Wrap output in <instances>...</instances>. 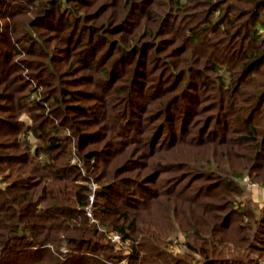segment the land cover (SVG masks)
I'll list each match as a JSON object with an SVG mask.
<instances>
[{
    "label": "trees",
    "instance_id": "obj_1",
    "mask_svg": "<svg viewBox=\"0 0 264 264\" xmlns=\"http://www.w3.org/2000/svg\"><path fill=\"white\" fill-rule=\"evenodd\" d=\"M99 1L0 0V253L23 242L32 264H113L110 231L129 243L128 264H264V204L240 184L264 186V0ZM85 6L101 14L91 24ZM73 26L69 82L46 33ZM73 145L96 180L132 145L165 163L137 178L111 170L94 198L101 232L85 215L80 169L63 160ZM177 226L183 254L168 250ZM61 232L79 254H54Z\"/></svg>",
    "mask_w": 264,
    "mask_h": 264
},
{
    "label": "rangeland",
    "instance_id": "obj_2",
    "mask_svg": "<svg viewBox=\"0 0 264 264\" xmlns=\"http://www.w3.org/2000/svg\"><path fill=\"white\" fill-rule=\"evenodd\" d=\"M102 2H104V0H100L99 2H97L95 8L98 7L99 5H101ZM109 4H111V2ZM93 11H94V7L87 9L86 6L84 7L83 10L79 11L80 14H82V15L89 14V16L86 17V19H85V23L88 22L89 24H91L93 21H90V18L93 19V17L96 15L95 19H97L101 15V14L93 12ZM109 11H110L109 8L106 9V12H109ZM90 13H92V14L90 15ZM31 15L29 17H31ZM75 30L76 29L74 28V26L71 28H69V27L64 28L63 31H65V32L62 33V37L59 36V34H60L59 32L50 31V32L46 33L47 40H48V42H50L51 49H55L56 53L58 54L57 58L59 61L56 62L55 67H57V69H54V70H57L56 72L58 74L62 73L63 75L61 77L64 80H67L69 82H70V79L75 80L77 77V76L74 77L75 75H69V74L65 73L66 69H68V63L70 64V62H71V58H73V55L74 56L77 55L75 53L74 54L72 53V57H70V59L68 57V55H70V54H68V47H69V45H71V43H70V41L67 40V36H68V34L69 35L71 34L72 36H78L81 33L82 28L80 29L78 27L77 32ZM104 32H107V33H105L106 38L110 37L112 39L114 36H116V37L120 36V35H115V34L113 35L111 33V31L104 30ZM53 38H56L55 41ZM48 42H47V44H48ZM94 42L97 43L99 41H97V39H96V40H94ZM102 43H103V41L102 42L100 41V46ZM107 46H108V42L102 44L101 50L98 53L99 57L101 55H103L104 53H106ZM70 49H72V46L70 47ZM110 55H111L110 53H107V58H110ZM112 58H113V56H112ZM104 60L109 61L110 59H104ZM78 68L81 69V71H79L77 73L78 75H80V74H88L89 75L90 74L89 71H84L80 66H78ZM29 81L31 83V89H29V94H28L29 99L30 100H36V99H38V96L42 90V82L37 81L33 77L29 78ZM81 88L92 89L94 87L92 86V88H91L90 85H81ZM83 102H85V103L91 102L90 104L93 103L92 100L90 101V100L85 99V98H84ZM47 109L45 110V113L48 115ZM202 112H203V109L200 111L198 110V113H200V114H203V115L209 114L208 112H203V113ZM175 116H177V115H175ZM20 119H23L27 123L32 122L31 118H29V116L27 114L21 115ZM193 120L195 123L194 128H196V125L200 121H196L197 117H194ZM175 122H176V125L178 126L177 121H175ZM231 125L233 126L232 123H231ZM88 128L91 131L94 129L95 130L97 129V127H88ZM63 133L70 135V132L68 131V129H64ZM25 139L32 146L36 145V143H37L36 139L33 137V135L31 133H27L25 136ZM72 142H74V140ZM95 145H97V144L90 145V148L94 147ZM189 152H191V150ZM163 154H165L166 156H169V155H167V153H163ZM175 157H178L177 153H175ZM63 160H67V162H69V164L76 165L80 169L82 177L79 179H76L75 183L87 185V187L90 190L88 193V197H87V203L84 207L85 215L87 216L89 223L93 222V223L97 224V226L99 228L98 230L101 232L104 231V228H103V226L99 225V222L97 221V219L94 216V214H95V212H94V200L95 199L94 198H95V193L99 189V187L104 186L106 184V182H108V180L109 181L111 180V178L113 177L112 171H114V170L117 171L115 174L117 177L121 176V177H129V178H135L136 177L137 178L138 174L142 177L143 175L146 174V172L149 171L145 168V165H149V164H152L155 162L165 163L164 159H162L160 154L157 155V153H155V154L150 155V152H148L147 150L145 151L144 148L134 147V145H132L130 147H126L124 149V152L121 155H119V157L114 159L111 164L108 165L107 169L110 171L105 173V177H103L100 180H96L93 178V175L88 173V170L86 171L84 163L80 159L79 155L77 154V151H76V148L74 147V145L68 150L67 156L64 157ZM165 161H166V159H165ZM135 162H137V163L133 164ZM139 163H141L142 166L139 165ZM176 174H178V173H166V172L163 173L162 172L160 174L159 179L168 180L169 178L176 176ZM121 177H119V178H121ZM240 184L245 186V195L243 196L244 200H246V198L248 196V198H250L253 202H255V204H257L259 207H261L264 204V186L259 187V185L256 182H251V180H249L248 178H244L243 180L241 179ZM252 184H255L257 187H252ZM256 213H259L258 209H256ZM62 232L58 235L59 236L58 242H55L53 244H49L52 246V248H54V254L55 255L58 254V257H60L59 259H61V257H63V256L64 257L67 255L68 256H76V254H79L78 252H76L75 250H72V248H70L69 242L66 238L67 236L65 233H62ZM113 233L115 234L116 232H110L109 231V232L105 233L110 240V241H107L105 239V244L108 243V245H111L110 246L111 248L105 247V248H110L109 252H107V253L113 255V257L115 258V259H113V260H115V262L113 264H128L130 245L128 242H123L121 239V236H120V239L118 241L112 239ZM117 234H119V233H117ZM184 241H185V233L183 231H181V229H179L177 226L175 233L172 236H170L168 250L174 254H183L186 250L185 245H184ZM15 243L19 247H22V248L27 247V248H25V251H19V252L15 251L16 254H15L14 250L12 251L11 249L9 251H6V252L2 251L0 253V260L3 259V256H6V258H8V259L6 261H1L0 264H9L15 260H17L18 263L13 262L12 264H32L34 257H32V255L30 254L32 249L29 248L28 246H26L28 244L23 243V242H20L19 244L17 242H15ZM85 254L86 255H92L91 253H88V254L85 253ZM36 256H37V258H43V255H41V254L36 255ZM169 260H172V259H169ZM71 264H75V263H71Z\"/></svg>",
    "mask_w": 264,
    "mask_h": 264
},
{
    "label": "built area",
    "instance_id": "obj_3",
    "mask_svg": "<svg viewBox=\"0 0 264 264\" xmlns=\"http://www.w3.org/2000/svg\"><path fill=\"white\" fill-rule=\"evenodd\" d=\"M252 187H256V185L255 184H252ZM91 199V198H90ZM92 200V199H91ZM112 239H114V240H116V241H118L119 239H120V235L119 234H117V233H113L112 234Z\"/></svg>",
    "mask_w": 264,
    "mask_h": 264
}]
</instances>
